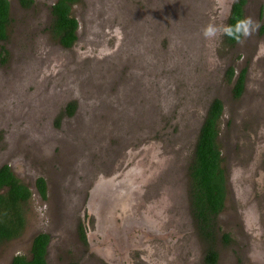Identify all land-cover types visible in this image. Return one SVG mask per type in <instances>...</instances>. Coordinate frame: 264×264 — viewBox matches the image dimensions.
<instances>
[{"label":"rangeland","instance_id":"obj_1","mask_svg":"<svg viewBox=\"0 0 264 264\" xmlns=\"http://www.w3.org/2000/svg\"><path fill=\"white\" fill-rule=\"evenodd\" d=\"M7 1L0 166L30 196L21 234L0 244V264L29 257L40 233L53 240L46 264H111L117 255L120 264H200L205 246L190 226L186 169L214 99L222 105L216 144L227 182L215 222L218 237L229 238L217 242L216 264H264V0H245L243 18L260 27L233 45L201 35L206 24L227 22L230 8L222 17L216 0H127L121 12L113 0H86L72 8L73 49L47 32L55 0L28 9ZM71 102L75 114L63 116ZM249 169L254 178L261 172V185L246 181ZM37 177L48 182L44 199L32 187ZM92 205L89 227L104 244L96 255L103 263L77 241L81 211ZM166 223L173 241L158 250Z\"/></svg>","mask_w":264,"mask_h":264},{"label":"trees","instance_id":"obj_2","mask_svg":"<svg viewBox=\"0 0 264 264\" xmlns=\"http://www.w3.org/2000/svg\"><path fill=\"white\" fill-rule=\"evenodd\" d=\"M78 0H57L50 8L51 21L47 28L50 37L57 44L68 49L76 39V20L70 15V6ZM31 0H21L24 7H28ZM240 0L232 4L226 25H233L243 18ZM8 2L0 0V42L8 39L6 28L9 24ZM226 43L233 45L235 40L223 36ZM8 52L0 47V64L6 63ZM231 71V70H230ZM230 75V72H229ZM244 75L240 74L233 87V96L239 97L243 88ZM74 109V103H69L65 111L68 114ZM222 105L214 99L208 105L206 116L201 124L194 144L193 158L189 167L190 199L192 214L198 225L200 233L209 240L216 239V217L223 209L226 194L224 171L220 167L221 157L216 144L218 135L217 122L221 116ZM36 187L42 199L45 198V187L41 179L36 181ZM30 196L26 186L21 184L7 165L0 168V244L19 237L24 226V204ZM82 235V234H81ZM83 237V235H82ZM48 236L37 234L31 241L30 257L14 256L9 264H46V244ZM212 246V245H210ZM207 258L211 263L215 261L216 252L211 247L208 249Z\"/></svg>","mask_w":264,"mask_h":264},{"label":"flooded vegetation","instance_id":"obj_3","mask_svg":"<svg viewBox=\"0 0 264 264\" xmlns=\"http://www.w3.org/2000/svg\"><path fill=\"white\" fill-rule=\"evenodd\" d=\"M7 1V0H6ZM32 1V3H30V5L26 8V7H24V6H22V4H21V0H18V4L20 5V7H22V8H26V9H28V8H31L33 5H34V0H31ZM56 1L57 0H55L54 1V3L53 4H55L56 3ZM114 2H116L117 3V5H118V7H119V12H121L122 11V9L124 8V6H125V4L128 2L127 0H113ZM238 1H240V0H238ZM244 1V3H243V5H242V13H243V10H244V7H245V4H246V1L245 0H243ZM8 2V1H7ZM82 2H86V0H78L76 3H74V4H72L71 6H70V15H71V17H73V15H72V8L75 6V5H77V4H79V3H82ZM237 3V2H236ZM52 4V5H53ZM232 4H234V3H232ZM51 5V6H52ZM8 7H9V9H8V17H10V6H9V2H8ZM231 7H232V5H231ZM231 7H230V11H231ZM51 8V7H50ZM230 11H229V14H230ZM48 13H49V17H50V19H51V12L50 11H48ZM229 16V15H228ZM74 18V17H73ZM75 19V18H74ZM76 20V19H75ZM76 22H77V29H76V31H75V35H76V39H75V41L73 42V44H72V46L70 47V48H68V49H73L74 48V46L75 45H77V42L79 41L78 40V21L76 20ZM49 26V25H48ZM7 28H8V26H7ZM6 28V33L8 34V29ZM48 28V27H47ZM1 43V42H0ZM2 44V43H1ZM62 48V47H61ZM64 49V48H63ZM4 64H6V63H4ZM4 64H0V65H4ZM238 78V77H237ZM236 81H237V79L235 80V83H236ZM235 83H234V85H235ZM245 89V73H244V78H243V88H242V91ZM242 93V92H241ZM71 103H73V102H71ZM69 104V103H68ZM67 104V105H68ZM66 105V106H67ZM66 106H65V108H66ZM65 108L63 109V111H62V114H63V116H66V117H68V116H72L73 114H75V112H76V108L77 107H75V105H74V109H73V111L71 112V114H68L66 111H65ZM207 109H208V107H207ZM206 112H207V110H206ZM206 112H205V115H204V117L206 116ZM220 119V118H219ZM203 120H204V118H203ZM203 120H202V122H203ZM202 122H201V124H202ZM200 127H201V125H200ZM200 127H199V129H200ZM198 132H199V130H198ZM198 134V133H197ZM217 138H218V135H217ZM217 138H216V141H217ZM195 144V143H194ZM193 152H194V147H193V151H192V154H191V157H190V163H189V165L187 166V169H186V174H187V181H188V186H187V192H188V201H189V221H190V226H192V230L195 232V235H196V237L198 238V239H200L201 240V242L204 244V246H205V249H204V253H203V255H202V258H201V262H199L200 264H216L217 263V261H218V259H219V255H218V253H217V250H216V244H217V242L218 241H221V242H224V243H229V238H228V236H221V238H219L218 237V227H217V224H216V226H215V230H216V239L213 241V240H209V239H207V238H205V237H203V235L200 233V230H199V228H198V225H197V223H196V221H195V219H194V217H193V214H192V206H191V199H190V191H189V188H190V178H189V167H190V164H191V161H192V158H193ZM220 152V151H219ZM126 155H129L128 153L126 154ZM129 162H130V160H128ZM2 166H4V165H2ZM2 166H0V168L2 167ZM9 167V166H8ZM9 169H10V171L13 173V175H14V172H13V170L9 167ZM96 170L98 171V172H103V169H101V168H96ZM127 171V170H126ZM125 171V172H126ZM248 174H249V177L247 178L248 180H246V181H248V182H251V181H253V183H255V184H257V185H261V179H262V177H261V172H259V171H257L256 172V174H257V177L256 178H254L253 177V175H254V171L253 170H251V169H249L248 171H246ZM94 173H95V171H94ZM121 173V172H120ZM120 173H115V174H112V177H114V180H117L118 179V176H119V174ZM124 172H122L121 173V175L123 174ZM114 175V176H113ZM117 175V176H116ZM15 176V175H14ZM16 177V176H15ZM102 177V175H98V178H101ZM16 179L21 183V184H23L24 186H26L27 187V189L29 190V192H30V189L28 188V186L25 184V183H23L18 177H16ZM38 179H41L42 181H43V183H44V187H45V192H46V190L48 189V182H47V180L46 179H44V178H42V177H37L35 180H34V182H33V185H32V187H34L35 188V191L38 193V195H39V192H38V190H37V187H36V181L38 180ZM224 180H225V189H226V194H227V182H226V177H225V175H224ZM94 181V182H93ZM96 181H98L99 183H102V181H105V180H100V179H97ZM95 180H92V181H89V183H91V185H90V187H89V189H87V191L86 192H84L83 193V196L86 198V201L88 200V198H89V196H90V190L96 185H94V183L96 182ZM226 194H225V198H226ZM40 196V195H39ZM40 198H41V196H40ZM225 198H224V202H225ZM42 199V198H41ZM28 201V200H27ZM223 209H224V205H223ZM222 209V210H223ZM222 210H221V212H222ZM220 212V213H221ZM219 213V214H220ZM95 213H94V207H93V205H92V207H90V209H88V208H86V207H84L83 209H82V211H81V218H80V221L77 223V225H76V233H77V241L79 242V244L81 245H83V246H86L87 247V254H92L93 255V258H95V259H99L98 258V256H96L97 255V253H99V251H100V249L102 248V247H104V244L101 242L102 240H101V238L97 235V236H93L92 237V229H93V225H92V228L90 229V227H89V224H90V222L93 224V222L94 221H96V218H95V215H94ZM218 214V215H219ZM217 215V216H218ZM171 227V224L170 223H166V227H164L163 229H162V232H161V235L159 236V240H156L157 242H155V244H156V249H158V250H160V249H163V250H166V247H169L170 245H171V243H172V241H173V239H172V237H173V232H172V230H169V229H172V228H170ZM45 234V233H44ZM83 235V237H82V235ZM47 236H48V242H47V244H46V254H45V263H46V256L48 255L47 253H48V251H47V249H48V247L50 246V244L53 242V240H52V236L51 235H48V234H46ZM161 243H162V245H161ZM210 245H212V246H210ZM209 247H211L212 248V250H214L215 252H216V258H215V261L213 262V263H211L210 261H209V259L207 258V255H208V249H209ZM29 257H30V255H29ZM29 257H27V258H29ZM117 257H118V255L116 256V258L115 259H113L112 261H111V264H113V263H118V264H120V260H118L117 259ZM138 257H139V259H143V255H141V254H139L138 255ZM100 260V262H102L103 263V261L101 260V259H99ZM127 264H130L129 262L127 263Z\"/></svg>","mask_w":264,"mask_h":264},{"label":"clouds","instance_id":"obj_4","mask_svg":"<svg viewBox=\"0 0 264 264\" xmlns=\"http://www.w3.org/2000/svg\"><path fill=\"white\" fill-rule=\"evenodd\" d=\"M231 2L235 3L236 0H231ZM216 3L219 14L222 17L226 16L227 10L230 8L228 0H216ZM259 27V21L254 20L252 17H244L237 20L233 25L210 22L202 28L201 35L207 40H217L227 36L237 43L243 44L245 40L255 34Z\"/></svg>","mask_w":264,"mask_h":264},{"label":"bare ground","instance_id":"obj_5","mask_svg":"<svg viewBox=\"0 0 264 264\" xmlns=\"http://www.w3.org/2000/svg\"><path fill=\"white\" fill-rule=\"evenodd\" d=\"M194 39V38H193ZM192 41V40H191Z\"/></svg>","mask_w":264,"mask_h":264}]
</instances>
